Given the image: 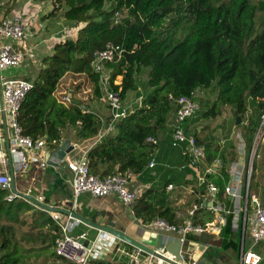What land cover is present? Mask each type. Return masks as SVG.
I'll return each mask as SVG.
<instances>
[{
    "label": "trees",
    "instance_id": "trees-1",
    "mask_svg": "<svg viewBox=\"0 0 264 264\" xmlns=\"http://www.w3.org/2000/svg\"><path fill=\"white\" fill-rule=\"evenodd\" d=\"M54 4L56 8L48 17L52 29L57 16L65 26L79 29L75 37L54 44L52 53L41 60L29 81L32 88L17 117L22 135L32 140L44 138L48 148H55L62 140V133L68 129L73 130L76 139L81 141L98 135L102 122L90 110L91 102L73 101L64 105L54 94L61 79L67 73H73L83 75L89 81L94 100L103 98L98 74L92 70L91 62L97 51L112 43L122 46L124 51L119 60L106 65L109 89L119 92L124 100L130 91L137 90L136 77L146 69V85L150 91L138 107L118 120L112 132L87 153L91 174L101 179L125 171L144 175L158 149L148 139L157 140L160 133L168 130V116L175 113L177 99L212 88L216 90L215 101L201 118L214 119L223 107H230L234 117L230 127L236 125L239 117L246 149L250 152L259 115L264 110V2L54 0ZM116 13L121 16L117 23ZM118 76L121 82L116 85ZM85 107L87 111H84ZM244 119L246 126H242ZM195 122V117L185 121L187 134H190L189 126ZM192 135L205 146L208 163L220 158L225 168L227 158H235L231 141L221 147L211 135L200 138L197 128ZM230 148L233 150L229 151ZM184 167L187 168L186 160ZM228 182L225 169L222 177L212 180L219 195ZM165 188L143 191L133 208L134 216L144 223L157 218L175 225L183 223L185 218L178 217L167 202L170 197ZM6 195V191L0 189V264H25L18 253L19 239L15 237L26 225L23 215L32 207L20 199L7 201ZM34 214L36 218L31 228L46 226L52 234L46 238L54 242L59 233L58 226L45 212L38 210ZM192 221L203 223L201 212H196ZM38 236L44 245L45 237L41 232ZM238 237L232 229V216H227L219 235L221 248L236 250ZM53 254L62 260V264H70L55 252ZM95 262L91 260V264Z\"/></svg>",
    "mask_w": 264,
    "mask_h": 264
},
{
    "label": "crops",
    "instance_id": "crops-1",
    "mask_svg": "<svg viewBox=\"0 0 264 264\" xmlns=\"http://www.w3.org/2000/svg\"><path fill=\"white\" fill-rule=\"evenodd\" d=\"M46 3L51 4V7L47 8ZM53 4L54 0H0V23L5 18L16 13H22L30 20L32 37L26 38L23 43H21V46L16 45L20 50H24V48L31 49V54L26 56L23 64L20 66L24 71L21 79L30 81V79L25 78V72L33 71L35 75L38 67L41 64V60L45 56H48L52 53L54 44L59 41H63L66 38L72 37H66V35H63L59 38H56L55 35L50 34L52 28H46L51 24V18L48 17L53 10ZM72 29H76L74 33L76 36L79 27ZM63 32H66L65 29ZM12 69L13 68L7 69L0 74L9 79L19 78L15 77L14 74L10 72ZM137 77V91H140V80L141 78L146 80L147 70L143 69ZM116 79L118 80H115L114 84L119 85L121 82V77L118 76ZM137 91L135 90L133 93H128L126 98L123 100L124 103H126V101L132 102V97L135 96V92ZM149 91L150 89L146 92V94L149 93ZM195 94L198 100V98H200L198 97L200 93L196 91ZM142 96L143 94L141 93L137 101L141 99ZM103 100H106L104 96L100 99V101ZM130 102L125 104L126 107L124 106L128 111H132L133 107V102ZM69 104L70 102L65 105ZM90 110L94 111L91 108ZM84 111H87L86 107ZM97 116L102 122V128L96 137L81 141L77 140L74 135H66L65 137H62V140L55 148H48L45 146V148L42 149L39 154L42 160L46 161V167H39V161H33L35 156L26 154V159L30 164L29 173L26 175L14 173L15 185L18 191L20 193H26L30 190L31 195L34 196V198L39 196L42 197L43 201L41 204L56 209H68L70 211L71 207H68L67 203L72 204V174L65 168L64 162L62 160H57L55 154L59 147L67 141L72 147V150L66 157L76 160L83 153H88L91 148H93L99 141L102 140V138L111 133L112 130L108 131L110 122L107 124L108 118L110 121L109 110L107 109L106 111L100 112V115L97 114ZM174 121L175 113H172V117L168 122V130L158 135V139L156 140L158 149H156V152L152 157L155 160V166L152 168H146V172L142 176L136 175L135 180L132 181L130 185L131 189L139 191H145L146 189L150 188L161 190L163 187L173 185L174 188L172 191H166L170 197L167 202L169 203L170 207L174 209L176 214H179L178 217L183 216V218L186 219L188 217L187 212L189 211L190 207L194 203H197L201 200L200 195L205 194V191L204 187L199 188L196 186L195 172L190 168L184 167L185 159L181 154V148H173L171 146L170 133L172 127L174 126ZM223 126L227 127L225 124L222 125V127ZM201 127L202 125L198 122L191 124L189 126L190 134L192 135L191 128L194 130L197 128L199 137H206L207 134L201 136ZM229 128L230 127H227L225 129L227 133L229 132ZM1 129L4 136L1 149L2 155L6 159V165L0 163V173L7 172L9 175H11V172L15 171L14 158L11 157L10 152H8L11 130L7 124L5 125L3 121L1 123ZM209 134H215V130L213 129V131H210ZM6 136H8L9 139L8 144H6ZM234 138L235 139L228 137V140L221 141L223 145H221L220 142L219 145L222 147L227 145V142L231 141L232 147H234L236 153L235 158H227L228 163L225 168L223 163V168L220 169L218 174L216 176L209 177L210 182H212V180H217L218 178L222 177V170L225 169V172L229 177V182L225 187H230L234 195H225L224 192L219 195L218 191L213 200L216 206H223L224 210L216 213L206 210H201L199 212H201L203 217V223L200 224L214 222L217 225H220V232L222 227L225 225L226 217L232 216V229L239 236L238 248L236 250L222 249L219 244L220 232L218 234L212 232H205L200 235L190 234L187 236L189 244H187L186 247L191 248L198 263L237 264L238 258L243 251L252 250L262 257L260 264H264V242L253 244L251 231L252 227L250 221L254 209V203L252 202V199L254 198L260 205H264V142L261 143L258 148L256 160L259 158L260 150L262 151V157L259 160H255L253 162L254 167L252 166V168H254V170L251 172L250 179L247 184V164L249 161L250 152H247L242 133L239 135L238 139L236 137ZM232 150L233 148L229 149V151ZM213 161L208 163L205 158L203 166L211 165ZM191 190L194 192V194L190 193ZM174 192H178L181 193V195L187 196V201L184 205L187 207L186 210L180 212L179 208L175 207V204L177 203H175L176 195H173ZM196 193H199V196H197ZM226 200H228L229 203H227ZM23 202L32 207V210L25 213L24 215H31L32 217H30L34 220V213L39 209H37L33 203H27L26 201ZM35 204L40 206L38 203ZM115 207H117V209H115ZM73 212L85 217L86 219L95 217L97 224L104 225L108 222H112L114 223L116 229L122 230L130 238L138 241L153 251H162L163 254L170 258L177 257L179 251L182 248L177 234L166 233L158 229L148 227L147 224L142 222V220L137 219L134 216V212L125 206L115 195L96 198L90 196L89 194H81L77 199V208ZM51 213L54 216L58 214L53 212ZM47 215L51 217L49 214ZM58 215L59 216H56L61 218L62 222L66 221V215L61 213ZM23 218L25 219L24 216ZM219 218L222 219V222L218 221ZM45 228L47 227L45 226ZM82 234L85 235L86 239L90 242L95 241L96 243L93 253V261L100 262V264L146 263L145 254L141 255V259L138 261H135L131 257L124 254V252L127 254L131 253L133 251L132 246L116 240L106 234L99 233L98 231L91 229L78 221L72 222L70 227V235L77 236ZM96 245L98 246L96 247ZM96 262L93 264H96Z\"/></svg>",
    "mask_w": 264,
    "mask_h": 264
},
{
    "label": "built area",
    "instance_id": "built-area-1",
    "mask_svg": "<svg viewBox=\"0 0 264 264\" xmlns=\"http://www.w3.org/2000/svg\"><path fill=\"white\" fill-rule=\"evenodd\" d=\"M120 18L121 16L116 13L115 23H117ZM30 25V20L22 13L12 14L0 23V73L7 69L21 66L26 56L31 54V49L24 48V50H20L17 48L18 46H16H21V43H23L26 38L32 37ZM123 51L124 49L120 45L112 43L107 44L103 50L97 51L94 54L93 61L91 62L92 70L98 74L100 91L108 104L110 115L108 131L113 130L114 124L118 120L125 118L129 113L124 107L119 92L109 89V71L106 69L107 64L113 63L122 57ZM31 88V82L26 79H9L0 74V163L6 165V159L2 155L1 149L4 141L1 129V123L3 121L11 130L9 152L11 157L14 158V173L21 175H26L30 171V164L26 159V154L35 156L33 161H39V167H46V161L42 160L39 154L46 146L44 138L32 140L22 135L21 128L17 121L21 104ZM196 99V94L190 97L182 96L177 99L175 121L171 129L170 139L172 147L181 148V154L186 160L187 168L195 172L196 186L199 188L204 187L205 194L200 195L201 200L190 207L187 212L188 217L182 224H171L159 218L144 223L147 224L148 227L178 235L182 248L177 257L170 258L163 254L162 251H154L153 254H149L135 247H133V251L129 254L124 252L125 255L131 257L135 261L140 260L141 255L145 254V264H198L194 257V252L191 248L186 247V245L189 244L187 236L190 234L200 235L205 232L216 234L220 232V225L214 222L200 224L192 221L195 213L198 211L206 210L216 213L224 210L223 206H216L214 203L213 198L219 190L218 187L209 180L210 176H216L220 169L223 168V162L220 158H217L211 165L203 166L206 158L205 146L199 144L193 135L187 134L184 130L185 121L191 118L196 112ZM60 102L65 105L70 102V99L65 95L61 98ZM148 142L157 145L155 139L150 138ZM263 142L264 110L259 115L258 126L250 149L249 161L247 164V184L252 172L253 162L257 157L258 148ZM68 154L65 155L62 161L64 162L65 168L72 174V205L70 211H74L77 208V199L81 194H89L96 198L115 195L125 206L133 211L137 200L144 190L139 191L131 189L130 184L135 180L136 176L132 171L115 172L101 179L90 173L87 152L83 153L76 160L66 157ZM154 166L155 160L151 158L148 167L152 168ZM173 188V185H168L166 191L170 192ZM0 189L6 191L7 201L11 202L20 199L27 203H33L37 209L51 216L52 220L59 228L58 236L54 240V252L58 257L70 264H91L96 243L93 241L85 245V235H70L71 223L75 222V219L71 216H66V221L62 222L61 218L57 217L59 213L56 214L57 216H54L51 212L36 205L29 198H34L30 190L26 193H20L16 185L14 189L12 188L11 177L7 172L0 173ZM190 193L194 194L192 190ZM224 194L234 195L230 187H225ZM196 195L199 196V193H196ZM34 199L39 203L43 201L41 196L35 197ZM252 202L254 203V209L250 221L252 227V241L253 244H256L258 242H264V205H260L254 198ZM177 216H179V214H177ZM218 221L222 222V219L219 218ZM261 260L262 257L259 254L252 250H247L241 253L237 264H260Z\"/></svg>",
    "mask_w": 264,
    "mask_h": 264
},
{
    "label": "rangeland",
    "instance_id": "rangeland-1",
    "mask_svg": "<svg viewBox=\"0 0 264 264\" xmlns=\"http://www.w3.org/2000/svg\"><path fill=\"white\" fill-rule=\"evenodd\" d=\"M259 1L264 2V0H252V3H257ZM46 6L47 8H50L51 4L46 3ZM52 6L54 10V8H56V5L53 4ZM55 22H56V24H54L55 27L52 29L53 31L50 34L55 35L56 38H59L63 35H66V37L72 36L71 38L75 36L74 33L76 29H72L74 27L65 26L63 20L59 16H57V18L55 19ZM52 27L53 25L52 26L48 25L46 28L50 29ZM56 28L60 30L58 31L57 29L56 32H54V29ZM64 29L67 33L63 32ZM257 30H260L259 25H257ZM10 72L13 73L15 77H19V78H22L21 76H23L24 74V71L21 69V67L13 68ZM24 76L25 78L31 80L34 77V73L33 71L31 72L26 71ZM139 86H140V91L136 90L137 92H135V96L132 97V102H133L132 111L138 105H140V103L143 101V99L148 94V93L146 94V92L149 90V88L146 85L145 79L141 78ZM129 93H133V91H130ZM141 93L143 94V96L141 97V99L137 101ZM198 93H200L198 96L200 98H198V100L197 99L195 100L197 104V109L192 117H195L197 122L202 125L200 129L201 136L206 135V134L208 135L210 131H213L214 129L215 134L213 135L209 134V135L213 136L218 142H220L221 145H223L221 141L228 140L227 138L228 136L232 137L233 139H235L234 137L238 139L239 135L243 133V127L239 126V123H241V120L239 121L237 125L234 124V127H230L233 124V119H234L233 113L230 107L228 106L223 107L220 115L214 119H202L201 118V115L203 114V112L206 111L208 109V106H210L215 101L216 90L213 88L210 90H198ZM54 95H55V98L58 99L59 101L61 100L63 96L67 95L70 97V103H72L73 101L91 102L90 108L94 110L98 115H100V112L106 111L108 109V104L106 100H103V101H100V99L94 100L93 95H92L91 84L83 75L67 73L62 78L60 85L58 86ZM128 102L126 101L127 104ZM201 102L207 103V105L206 106L199 105ZM126 103H124L123 101L124 106ZM171 117H172V113L169 114L168 119L170 120ZM224 124L227 125V127H230L228 133L225 130L227 127H224V126H223L224 128L222 127V125ZM246 125H247V120L244 119L242 126H246ZM191 132L193 133L194 129L191 128ZM66 135H74V131L68 129L62 133V137H65ZM261 157H262V151L260 150L259 158L257 160H259ZM158 168H161V167H158ZM173 195H176L175 203L177 204H175V207H178L180 212H182L183 210H186L187 207H185L184 205L187 201V196L181 195V193H178V192H174ZM115 209H117V207H115ZM23 216L25 217L26 225L22 226L20 231H17L16 237H15L16 240L19 239L18 253L22 257L23 262L25 264H62V260L57 259L55 255L53 254L54 253V242L46 238V237H49V235H52L51 231H49V229L45 227L39 228V229H32L31 228V225L33 223V219L31 218L32 216L31 215H23ZM39 232H41L42 235L45 237L44 239H46V243L44 245L41 244L40 242L41 238L38 236ZM97 246L98 245H96V247Z\"/></svg>",
    "mask_w": 264,
    "mask_h": 264
},
{
    "label": "water",
    "instance_id": "water-1",
    "mask_svg": "<svg viewBox=\"0 0 264 264\" xmlns=\"http://www.w3.org/2000/svg\"><path fill=\"white\" fill-rule=\"evenodd\" d=\"M240 121V118L237 117L236 119V124H238ZM8 136H6V144H8ZM72 150V147L70 146V144L66 141L64 142L59 149L56 151L55 157L57 158L58 161L62 160L66 154L70 153V151ZM9 152V151H8ZM11 185L12 188H15V179H14V172H11ZM31 201L38 203L42 208H44L46 211L49 212H53V213H61L64 214L66 216H71L73 219H75L76 221L86 225L87 227L94 229L96 231H98L99 233H103L106 234L116 240H119L121 242H124L132 247L138 248L140 250H142L143 252L149 253V254H153L154 251L147 248L145 245L139 243L138 241L130 238L129 236H127L122 230L120 229H116L114 223L112 222H108L107 224H97L95 221V217H91V219H86L85 217L74 213L73 211H69L68 209H56L44 204H41L39 202H37L34 198L29 197ZM68 207H71V203H67ZM91 242L87 239L84 240V244L88 245ZM201 264V263H198Z\"/></svg>",
    "mask_w": 264,
    "mask_h": 264
}]
</instances>
